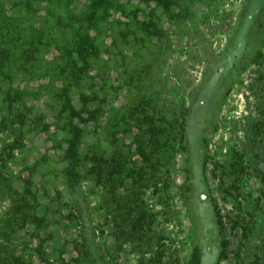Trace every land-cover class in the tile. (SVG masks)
<instances>
[{"label":"rangeland","instance_id":"rangeland-1","mask_svg":"<svg viewBox=\"0 0 264 264\" xmlns=\"http://www.w3.org/2000/svg\"><path fill=\"white\" fill-rule=\"evenodd\" d=\"M88 1L0 0V264H264V0H109L72 81Z\"/></svg>","mask_w":264,"mask_h":264},{"label":"trees","instance_id":"trees-1","mask_svg":"<svg viewBox=\"0 0 264 264\" xmlns=\"http://www.w3.org/2000/svg\"><path fill=\"white\" fill-rule=\"evenodd\" d=\"M146 1H156L161 2L164 0H146ZM169 2V0H166ZM65 12H67L68 17L65 18V27L68 29L72 28V22H74V18L77 16L76 12L70 11L68 7L70 6V0H65L64 3ZM111 6V2L109 0H89L85 7V12L82 15L84 20V28L79 27L78 30L71 29L72 32L76 33V37L68 42L66 47H63L64 54V64H62L59 69L63 72L67 70L68 75L72 81H78L81 78L83 72H85L87 65L89 64V59L97 49V47L92 43V40L89 36L88 28L89 25L97 18H102L104 12ZM100 10L101 14L98 16L97 13ZM59 19H63L62 15L58 16ZM82 32V33H81ZM78 62L81 66H78ZM63 91V100L61 103L60 111H64L68 114V121L66 122L68 128V138L66 140V149H65V159L67 160L65 174L73 171V168L78 163L79 159V149L83 139V131L87 125V121L89 117H91L93 113V109L90 107L89 98L91 96L86 95L85 93H80V107H75L71 98L68 94L67 87L62 88ZM73 173V172H72ZM72 175V174H71ZM68 176V175H67ZM72 179V176H70ZM70 180V179H69ZM264 183V181H263ZM18 193V191H13V193ZM24 193H18L17 200L14 201L13 205L16 210L24 209V214H29L31 209L27 206L25 202ZM28 208V209H27ZM34 213H31V216ZM35 215H33L34 217ZM84 243V242H83ZM89 245L82 244V255L83 260L86 262H90L86 257L89 254ZM78 263V262H77ZM82 264V263H78Z\"/></svg>","mask_w":264,"mask_h":264}]
</instances>
